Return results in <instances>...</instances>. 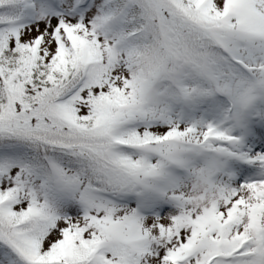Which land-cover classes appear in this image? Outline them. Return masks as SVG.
<instances>
[{
	"label": "snow or ice",
	"instance_id": "snow-or-ice-1",
	"mask_svg": "<svg viewBox=\"0 0 264 264\" xmlns=\"http://www.w3.org/2000/svg\"><path fill=\"white\" fill-rule=\"evenodd\" d=\"M0 264H264V0H0Z\"/></svg>",
	"mask_w": 264,
	"mask_h": 264
}]
</instances>
